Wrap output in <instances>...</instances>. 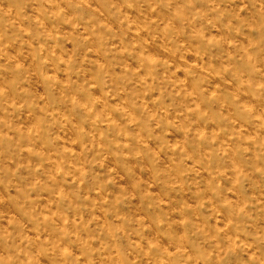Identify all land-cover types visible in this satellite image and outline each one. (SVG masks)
Listing matches in <instances>:
<instances>
[{
	"label": "rangeland",
	"instance_id": "374dc122",
	"mask_svg": "<svg viewBox=\"0 0 264 264\" xmlns=\"http://www.w3.org/2000/svg\"><path fill=\"white\" fill-rule=\"evenodd\" d=\"M244 3L0 0V264L264 259Z\"/></svg>",
	"mask_w": 264,
	"mask_h": 264
},
{
	"label": "clouds",
	"instance_id": "9594fccd",
	"mask_svg": "<svg viewBox=\"0 0 264 264\" xmlns=\"http://www.w3.org/2000/svg\"><path fill=\"white\" fill-rule=\"evenodd\" d=\"M242 3H244V0H241ZM249 4H251L252 8L255 9L254 15L250 16V25H254L253 31H256L257 33L264 32V0H247V3H244V7L240 9V12H244L245 9L248 8ZM239 15V13H237ZM3 93L0 92V95ZM257 244L264 245V238H257ZM231 250H235L233 247ZM244 249L242 248L241 251ZM260 249L258 248L257 251ZM253 256H255V253H253ZM250 260H252V257H249ZM256 260L259 262V264H264V259H260V257H256Z\"/></svg>",
	"mask_w": 264,
	"mask_h": 264
}]
</instances>
